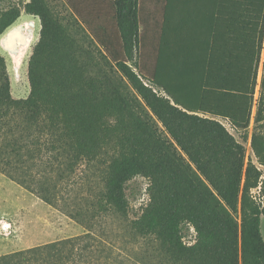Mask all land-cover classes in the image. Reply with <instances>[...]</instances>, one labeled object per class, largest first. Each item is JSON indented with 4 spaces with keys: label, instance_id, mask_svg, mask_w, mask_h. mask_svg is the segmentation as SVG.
Here are the masks:
<instances>
[{
    "label": "trees",
    "instance_id": "1",
    "mask_svg": "<svg viewBox=\"0 0 264 264\" xmlns=\"http://www.w3.org/2000/svg\"><path fill=\"white\" fill-rule=\"evenodd\" d=\"M62 2L65 16L45 0L23 6L41 25L27 98H12L0 55V173L86 232L1 255L0 264H126L113 256L109 220L123 249L139 245V264H264V182L258 201V181L249 185L261 172L245 167L243 144L218 121L249 127L264 0H163L152 41L139 0H112L114 42L106 27L87 26L74 0ZM21 9L0 12V35ZM254 125L251 147L264 167V64ZM82 165L86 196L64 198ZM136 177L147 180L148 201L129 219Z\"/></svg>",
    "mask_w": 264,
    "mask_h": 264
},
{
    "label": "rangeland",
    "instance_id": "2",
    "mask_svg": "<svg viewBox=\"0 0 264 264\" xmlns=\"http://www.w3.org/2000/svg\"><path fill=\"white\" fill-rule=\"evenodd\" d=\"M30 0H0V12L11 6H20V18L17 19L2 35H0V55L4 58L6 70L10 83V93L14 99H25L30 92L28 81V62L32 54L33 47L40 37V20L35 16L27 15L23 6ZM50 12L65 16L69 8L62 0H45ZM75 5L87 21L89 27H106L110 39L114 42L117 39V30L115 26V8L112 0L99 4L97 0H74ZM89 2V3H88ZM139 13L141 18V30L145 29V34L150 41L157 39L155 30L159 28L161 21V12L163 0H139ZM28 18L36 20L35 26L30 22L22 20ZM66 20L62 23L66 24ZM86 27V26H85ZM11 31H19L22 34V42L19 46L9 48L6 44L7 34ZM2 41L3 45H2ZM116 44V43H114ZM264 64V37L262 44L261 57L258 66L257 81L252 108V116L249 127L244 132L235 131L227 121H218L234 136V138L243 144L245 148V167L250 162L256 170L261 172L257 180L255 174H252L249 185L258 181V187L251 190V194L258 201V195L261 189V181L264 182V167L257 164L251 144L254 131V118L259 99L260 83ZM260 136H264V126L258 130ZM85 167L80 166L74 176V184L65 186L67 191L63 192L64 198L85 197L87 186L83 185ZM243 184V183H242ZM148 183L142 177H136L127 184L126 195L129 201V219L137 217L146 206L148 195L146 193ZM106 231H113L116 242L113 256L124 258L126 264H139L133 259L135 252L140 250L139 245L129 244V247L123 249L120 244L121 230L116 222L109 220L104 227ZM86 232L85 228L74 220L69 218L62 209L53 207L42 201L37 195L30 193L22 186L12 182L5 175L0 173V256L12 252L28 249L34 246L59 241L67 238L82 236ZM260 233L264 240V215L260 216ZM184 244L192 246L195 242L194 230L190 227L185 228ZM99 235V230L94 232ZM114 246V245H113Z\"/></svg>",
    "mask_w": 264,
    "mask_h": 264
},
{
    "label": "water",
    "instance_id": "3",
    "mask_svg": "<svg viewBox=\"0 0 264 264\" xmlns=\"http://www.w3.org/2000/svg\"><path fill=\"white\" fill-rule=\"evenodd\" d=\"M22 39V34L19 31H11L7 34L5 44L9 48L19 46L22 42Z\"/></svg>",
    "mask_w": 264,
    "mask_h": 264
},
{
    "label": "crops",
    "instance_id": "4",
    "mask_svg": "<svg viewBox=\"0 0 264 264\" xmlns=\"http://www.w3.org/2000/svg\"><path fill=\"white\" fill-rule=\"evenodd\" d=\"M99 3H98V5L99 4H101V5H103L104 4V2H109L110 0H97ZM89 3V2H88ZM20 18V17H19ZM18 18V19H19ZM37 18V17H36ZM38 19V18H37ZM22 20H24L23 22H25V21H28V22H30V24H33L34 26H35V22H36V20L35 21H33V20H31V19H28V18H23Z\"/></svg>",
    "mask_w": 264,
    "mask_h": 264
},
{
    "label": "bare ground",
    "instance_id": "5",
    "mask_svg": "<svg viewBox=\"0 0 264 264\" xmlns=\"http://www.w3.org/2000/svg\"><path fill=\"white\" fill-rule=\"evenodd\" d=\"M3 42H4V41H2V45H3Z\"/></svg>",
    "mask_w": 264,
    "mask_h": 264
}]
</instances>
